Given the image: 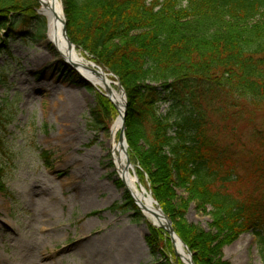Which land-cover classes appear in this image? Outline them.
Masks as SVG:
<instances>
[{
  "label": "trees",
  "instance_id": "1",
  "mask_svg": "<svg viewBox=\"0 0 264 264\" xmlns=\"http://www.w3.org/2000/svg\"><path fill=\"white\" fill-rule=\"evenodd\" d=\"M63 6L71 40L125 88L129 156L195 264H229L223 249L245 232L259 237L264 261V130L254 124L264 111V0H63ZM35 8L30 0H0V52L5 38L46 37ZM64 70L73 84L93 90L76 70ZM161 80L160 87L151 84ZM161 103L169 104L165 114H158ZM110 111L111 100L97 94L92 125L105 128ZM7 115L0 108V126ZM240 122L254 124L255 145L241 142ZM245 179L262 187L260 196L230 189ZM191 203L209 213L212 232L187 219ZM112 209L143 218L128 191ZM147 243L153 255L173 250L168 233L153 225Z\"/></svg>",
  "mask_w": 264,
  "mask_h": 264
},
{
  "label": "rangeland",
  "instance_id": "2",
  "mask_svg": "<svg viewBox=\"0 0 264 264\" xmlns=\"http://www.w3.org/2000/svg\"><path fill=\"white\" fill-rule=\"evenodd\" d=\"M30 1L37 7L36 0ZM35 11L47 31L46 18ZM25 37L5 38L0 52V108L8 114L0 126V263L185 264L172 241L167 256L151 253L147 236L153 224L144 213L141 218L131 209H112L123 203L128 191L107 146L118 109L106 116L105 128L94 127L90 108L101 92L93 85L91 91L73 84L65 74L68 64L47 39L32 43L30 34ZM151 84L160 87L163 81ZM168 108L161 103L158 114ZM212 120L221 127L217 117ZM254 124L264 130V111L256 112ZM254 124H237L244 145H255ZM43 125L46 130L40 129ZM139 178L151 193L148 176ZM230 189L244 196L262 192L248 179ZM177 193L186 196L181 188ZM187 219L213 231L209 213L194 203ZM261 249L259 237L245 232L224 247L223 259L229 264H264Z\"/></svg>",
  "mask_w": 264,
  "mask_h": 264
},
{
  "label": "bare ground",
  "instance_id": "3",
  "mask_svg": "<svg viewBox=\"0 0 264 264\" xmlns=\"http://www.w3.org/2000/svg\"><path fill=\"white\" fill-rule=\"evenodd\" d=\"M36 1L37 13L44 16L47 20L48 43L52 44V46L71 63H75L80 73L88 79L98 91L107 93V86L111 89L110 97L118 108V115L111 126V134L107 141L114 169L117 171L118 177L124 182L125 188L142 207L145 216L149 218L154 226L161 227L163 224H166V219L159 210L152 194L141 182L135 164L128 162L126 141H121L119 139L126 108L125 96L124 93L117 88V80L112 78L113 76L103 67L93 64L90 59L78 50L77 46L69 45L64 33L65 13L62 0ZM94 69L97 71H94ZM174 238L178 255H180L185 264H191V256L186 246L177 235H175ZM91 249L92 251L97 250L93 248ZM2 264L6 263L2 261Z\"/></svg>",
  "mask_w": 264,
  "mask_h": 264
},
{
  "label": "water",
  "instance_id": "4",
  "mask_svg": "<svg viewBox=\"0 0 264 264\" xmlns=\"http://www.w3.org/2000/svg\"><path fill=\"white\" fill-rule=\"evenodd\" d=\"M67 22H66V18H65V22H64V33H65V36L69 42V45H74V46H77L75 43H73V41L71 40V38L69 37L68 33H67V26H66ZM48 42V41H47ZM61 54V53H60ZM61 56L63 57V59L65 60V62L67 64H69L71 67H73L74 69H77V65L75 63H71L66 57H64L62 54ZM95 64V63H93ZM96 65V64H95ZM94 71H97L94 69ZM110 75H113L116 77V79L118 80L117 81V87L120 91H122L124 93V96H125V108H127V95H126V91L121 83V81L119 80V78L114 75V73H109ZM87 80V79H86ZM88 81V80H87ZM90 83V81H88ZM106 91H107V94L106 96L112 101L111 97H110V93H111V89L109 88V86L106 87ZM112 103L114 104V106L117 108V105L112 101ZM118 109V108H117ZM125 116H126V110H125V114L123 116V125H122V129H121V132H120V137L119 139L121 141L125 140L126 143H127V140H126V136H125ZM127 147H128V143H127ZM127 154H128V151H127ZM128 162L131 163V160L130 158H128ZM132 195V194H131ZM135 200V199H134ZM136 204L138 205V207L142 210V207L138 204V202L135 200ZM155 202L157 203L158 207H159V210L161 211L162 215L164 216V218L166 219V224H163L161 226V228H163L164 230H166L169 234V237L170 239L172 240L173 244L175 245L176 247V244H175V238L174 236L177 235L180 240L182 241V243L186 246L189 254H190V263L191 264H195L194 260H193V255H192V252L190 251V249L188 248L187 244L182 240V238L177 234V232L175 231V228L171 222V220L168 218V216L165 214V212L163 211V209L161 208V206L159 205V203L155 200ZM178 254V253H177Z\"/></svg>",
  "mask_w": 264,
  "mask_h": 264
}]
</instances>
